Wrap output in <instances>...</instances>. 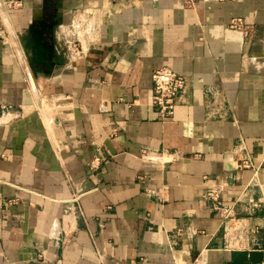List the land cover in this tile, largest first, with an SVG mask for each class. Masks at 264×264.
<instances>
[{
  "label": "crops",
  "instance_id": "1",
  "mask_svg": "<svg viewBox=\"0 0 264 264\" xmlns=\"http://www.w3.org/2000/svg\"><path fill=\"white\" fill-rule=\"evenodd\" d=\"M16 1L0 0V264H264V0ZM48 18L62 69L44 78L25 49ZM161 67L188 81L166 123Z\"/></svg>",
  "mask_w": 264,
  "mask_h": 264
},
{
  "label": "built area",
  "instance_id": "2",
  "mask_svg": "<svg viewBox=\"0 0 264 264\" xmlns=\"http://www.w3.org/2000/svg\"><path fill=\"white\" fill-rule=\"evenodd\" d=\"M126 1V0H125ZM3 4L9 8H22L23 4L16 0H3ZM231 29L240 31L243 37H247L249 34L248 29L245 26L243 19L238 18L232 21ZM152 100L151 106L157 115V117L163 122L171 121L176 113V107L178 106L182 95L188 86L186 77L177 73L176 71L168 68L161 67L156 69L152 74ZM143 161L150 163H166L168 162L163 156H151L145 152L141 156ZM102 165V159L98 155H94L88 164L91 172H96ZM253 160L250 156H244L236 163L237 169L253 168ZM145 183V181H143ZM150 196L157 199L158 202L163 201V191L161 189L145 190ZM222 190L213 189L206 193L205 199L213 202V210L221 211L222 208Z\"/></svg>",
  "mask_w": 264,
  "mask_h": 264
},
{
  "label": "water",
  "instance_id": "3",
  "mask_svg": "<svg viewBox=\"0 0 264 264\" xmlns=\"http://www.w3.org/2000/svg\"><path fill=\"white\" fill-rule=\"evenodd\" d=\"M46 24L41 21L39 25L32 26L30 46L26 47L25 54L33 72L42 74L44 78H50L61 71L59 64L54 61L55 47L45 35Z\"/></svg>",
  "mask_w": 264,
  "mask_h": 264
},
{
  "label": "flooded vegetation",
  "instance_id": "4",
  "mask_svg": "<svg viewBox=\"0 0 264 264\" xmlns=\"http://www.w3.org/2000/svg\"><path fill=\"white\" fill-rule=\"evenodd\" d=\"M48 17L50 18L52 16V12H47ZM48 18V24H46L44 35L46 38L51 39V35L54 34V22L50 21ZM32 34V30L30 32Z\"/></svg>",
  "mask_w": 264,
  "mask_h": 264
},
{
  "label": "rangeland",
  "instance_id": "5",
  "mask_svg": "<svg viewBox=\"0 0 264 264\" xmlns=\"http://www.w3.org/2000/svg\"><path fill=\"white\" fill-rule=\"evenodd\" d=\"M28 67H30V65ZM30 69H31V67H30Z\"/></svg>",
  "mask_w": 264,
  "mask_h": 264
}]
</instances>
